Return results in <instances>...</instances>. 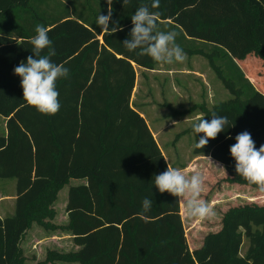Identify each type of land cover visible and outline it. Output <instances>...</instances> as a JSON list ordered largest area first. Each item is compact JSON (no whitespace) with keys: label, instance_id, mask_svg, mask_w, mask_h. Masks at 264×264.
I'll return each mask as SVG.
<instances>
[{"label":"trees","instance_id":"16d2710c","mask_svg":"<svg viewBox=\"0 0 264 264\" xmlns=\"http://www.w3.org/2000/svg\"><path fill=\"white\" fill-rule=\"evenodd\" d=\"M66 1L44 10L41 5L48 0H0V116L7 129L0 135V179L16 180L14 215L0 217V264H28L22 243L34 224L69 231L80 248L48 250L36 264H264V202L229 207L221 229L191 250L178 198L160 193L152 182L168 165L131 97L135 66L153 69L157 62L139 50L128 51L122 42L129 38L135 10L150 7L153 0L125 5L113 0L112 21L122 30L111 35L96 24L98 15L108 12L107 0ZM219 5V0H160L150 10L160 13L158 31L165 23L182 37L172 21L190 37L210 42L181 48L204 56L231 95L211 109L196 105L188 110H200L209 121L213 113L229 120L228 128L203 149L195 148L203 134L190 126L193 153L222 163L227 176L221 181L260 192L236 173L229 149L243 131L257 149L264 145V80H259L261 89L255 88L256 75L250 82L232 56L238 55L244 32L264 65V0ZM37 24L49 29L56 53L52 61L69 69L68 78L56 82L61 108L55 115L27 105L21 78L13 71L33 55L29 40ZM70 179H86L87 184L70 189L69 222L55 225L53 206ZM145 197L153 201L147 213ZM245 240L248 248L241 254Z\"/></svg>","mask_w":264,"mask_h":264},{"label":"crops","instance_id":"0c3cea01","mask_svg":"<svg viewBox=\"0 0 264 264\" xmlns=\"http://www.w3.org/2000/svg\"><path fill=\"white\" fill-rule=\"evenodd\" d=\"M170 22L175 24L182 32L181 38L183 43H178L180 47L185 48L190 45L196 46L198 43L201 44L202 42H206L190 37L179 24L173 23L172 21ZM165 25V23H162L159 30L165 32L173 31L169 28V26ZM183 35L185 37H183ZM209 43L210 42H208L207 45ZM184 52L187 54V59L182 63H156L153 69H145L143 67L135 66L136 83L131 97V105L145 119L158 147L165 158L167 165L172 168L180 169L185 175L189 176L193 173L200 172L205 178L203 191L200 198L205 200L214 209L215 215L211 218L203 220L199 218L188 217L189 223L191 224V232L193 231V236L191 235L192 243H190V248L193 250L202 244V240L206 234L210 232H217L221 229L223 215L228 210L226 197L229 192V183L221 181L227 176V172L222 163L214 160L208 155H195L193 153L194 135L189 133L187 130L203 115L200 110H188L196 105H203L208 109H211L214 105H216L214 104L212 107H208L204 101H202L201 104H197L198 92L200 96H206V100L207 98H212V95H214L215 90L212 89L213 87L208 81V77L211 71L215 76L216 74L204 56L198 54H189L186 51ZM243 73L245 74V72ZM245 77L248 78L250 82H252L246 74ZM216 78L219 79L217 76ZM205 91H207V94ZM228 95L229 97L223 101L230 99V93ZM2 121H4L6 126V119L4 118ZM6 133L7 129L5 128L1 135H5ZM220 166L223 168H219ZM68 184H70L68 189L69 195V191L72 187L86 185L87 180L70 179L66 185ZM15 185L16 181H11L10 185L0 182V190L3 192L0 194L1 218L14 215L16 201V191L14 189ZM214 186L215 188H213ZM64 187L60 191H62ZM5 188H8L9 192H5V190H7ZM256 191L257 190H254L252 187L243 186L238 188L235 194H240L247 202H256L262 204L264 202V192L261 193ZM179 202L184 221V215H187L185 210V202L184 200H179ZM67 203L68 197L67 200H64L59 206L57 204V200L55 201L53 207L56 211V215L52 220V223L55 225L65 226L68 224L69 217L66 211ZM201 223L207 224L205 235L197 230L198 226L199 228H202ZM218 223L219 225H217ZM213 227H216V229H212ZM26 238L27 240L29 238V243H32L33 249L38 248L41 240H46L48 238H54L57 240L67 239L71 245L69 251H78L80 249L73 242V235L69 231H47L37 224H34L27 232L25 239ZM24 241L22 243V248L24 250L25 256L27 257L28 264H36L38 261L44 260L48 250H57L48 248L41 255H38L34 252L33 255H37V257L32 256V261L29 260L27 256ZM34 241H36L37 244H34ZM57 251L69 252L61 250ZM241 254L244 253L241 252ZM57 264L79 263L58 262Z\"/></svg>","mask_w":264,"mask_h":264},{"label":"clouds","instance_id":"9594fccd","mask_svg":"<svg viewBox=\"0 0 264 264\" xmlns=\"http://www.w3.org/2000/svg\"><path fill=\"white\" fill-rule=\"evenodd\" d=\"M112 2L107 0V14H99L96 24L105 34H113L118 30V22L112 21ZM130 0H123V5ZM160 0H153L150 7L141 5L131 16L133 27L129 38L122 44L130 52L139 50L140 55H147L157 63L171 64L173 62H184L187 54L176 43L177 33L175 31H158L159 12L151 9L159 7ZM110 23L112 27L110 28ZM49 29L42 24L35 26L36 35L30 38L31 52L25 61H21L14 67V74L21 78L23 99L27 105L35 107L45 115H55L59 112L61 104L58 100L56 82L60 78H68L69 69L64 64L54 63L51 57L55 56V49L48 36ZM48 49L47 55L42 52ZM227 116L215 113L211 120L200 118L192 125L196 134H203L195 144L196 149H203L209 140L216 139L218 134L228 128ZM234 127V125L230 126ZM231 138V137H228ZM236 143L230 146V155L235 160L236 173L249 184H254L260 192H264V145L256 148L255 141L248 131L236 135ZM210 159V158H209ZM219 168H223L220 166ZM204 176L200 172L185 175L180 169L168 165L167 170L153 176L152 182L160 193H170L178 200H184L186 214L190 218L207 219L215 215L214 209L203 199ZM153 201L148 197L142 200L144 213L151 210Z\"/></svg>","mask_w":264,"mask_h":264},{"label":"rangeland","instance_id":"374dc122","mask_svg":"<svg viewBox=\"0 0 264 264\" xmlns=\"http://www.w3.org/2000/svg\"><path fill=\"white\" fill-rule=\"evenodd\" d=\"M61 1L62 0H48V3H46V5H41V7L44 10H45V8H47V6H48V8L54 7V6L58 7V4H60ZM63 1L67 3L66 0H63ZM219 4H220L219 6L221 8L224 4V0H219ZM240 36H241L240 50L238 52V55H235V53H232V56L237 62H239L240 66L242 67L245 74L249 78L252 77L251 75H254V76L256 75L255 77L258 81H256V83H254L255 87L258 89L259 88L261 89V87L259 85V80L260 79L264 80V65L251 52L249 40H248L247 36L245 35V33L241 32ZM176 43L177 44L183 43L182 38L181 37L179 38V35H177V37H176ZM232 44L234 46L233 42H232ZM208 81L210 82L211 86L213 87L212 89L215 90V93H214V95H212V98H210V99L207 98V100H206V96L205 97L200 96L199 92H198L197 93L198 94L197 95V104H201L202 101H204V102H206L208 107H212L214 104H217L218 102L223 101L229 97V95H228L229 91L224 87L223 84H221L222 82L216 78V76L214 75V73H212V71L210 72V75L208 77ZM263 84H264V82H263ZM262 88H264V87H262ZM205 93L207 94V91H205ZM2 120H4V118L2 116H0V135L2 134V131H4V129L6 128L5 123ZM11 181L15 182L16 180L15 179H0V182H4L5 184H9V185H10ZM72 181H79V180H72ZM69 187H70V184L66 185L64 187V189L59 192L58 199H57L58 206L61 205L64 200L65 201L67 200ZM240 187H243V186L240 184H237V183H233V184L229 183V186H228L229 192H228L227 197H226V200H227L226 203L228 205V208L232 207V206H236V205H242L245 202H247L245 199H243L244 197H242L240 194H235L236 190ZM213 188H215V186ZM5 189H7V190H5V192H9L8 188H5ZM14 189L16 191V185H15ZM253 189L256 190L255 188H253ZM2 193H3L2 190H0V194H2ZM181 216H182V214H181ZM183 222H184V226H185L187 239H188V242L190 244V243H192L191 238L193 236L192 235L193 231L191 232V229H190L191 224L189 223V219H188L187 215H184V221ZM206 225H207L206 223H201L202 228H199V226H198L197 230H199L202 234L205 235V231L207 230ZM217 225H219V223ZM212 229H216V227H213ZM29 241H30L29 238H28V240L26 238L24 241V245L26 247V253H27L29 260H32L31 259L32 256L37 257V255H33L34 252L38 255H41L48 248H53V249H57V250H61V251H69V249L71 248V245L69 244L67 239H60V240L58 239L57 240L54 238L53 239L48 238L46 240H41L42 243L41 242L39 243L38 248H37L38 250L33 249L32 248L33 245H32V243H29ZM35 243L37 244L36 241H34V244ZM247 247H248V241L245 240L241 252L245 253V251L247 250Z\"/></svg>","mask_w":264,"mask_h":264}]
</instances>
